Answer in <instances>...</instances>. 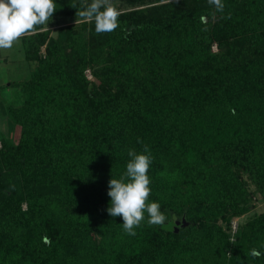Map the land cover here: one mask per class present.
<instances>
[{"label":"trees","instance_id":"obj_1","mask_svg":"<svg viewBox=\"0 0 264 264\" xmlns=\"http://www.w3.org/2000/svg\"><path fill=\"white\" fill-rule=\"evenodd\" d=\"M222 2L125 0L97 34L76 24L91 0H56L21 38L30 74L0 85L20 128L0 135V264H264V0ZM145 146L168 219L129 235L109 182Z\"/></svg>","mask_w":264,"mask_h":264},{"label":"clouds","instance_id":"obj_2","mask_svg":"<svg viewBox=\"0 0 264 264\" xmlns=\"http://www.w3.org/2000/svg\"><path fill=\"white\" fill-rule=\"evenodd\" d=\"M208 3L217 12L223 13L225 5L222 0H208ZM55 11L56 0H0V50L10 49L20 38L34 34L37 26L48 25ZM76 15V24L81 20L94 21L95 31L100 34L112 32L119 26L121 12L111 0H91ZM201 20L205 18L201 17ZM204 30L207 31V28ZM148 152L147 146L141 154L130 149L128 155L131 159L126 165V172L119 179L112 178L109 182L111 201L107 212L112 217H122L123 229L129 235L136 234L135 228L144 220L145 211L149 216V225L163 226L168 219L158 202L148 203L151 194L148 176L151 157L146 154ZM249 254L258 257L262 253L252 249Z\"/></svg>","mask_w":264,"mask_h":264},{"label":"rangeland","instance_id":"obj_3","mask_svg":"<svg viewBox=\"0 0 264 264\" xmlns=\"http://www.w3.org/2000/svg\"><path fill=\"white\" fill-rule=\"evenodd\" d=\"M111 3L120 9H125L129 7L126 5L125 0H111ZM63 20L69 21L71 20V17L63 16ZM53 27V30L56 31L57 26L54 24V20L51 21ZM0 57H8L9 65H7V75L9 80L17 79V78H24L27 75L30 74L29 72V63L25 60L24 57V51H23V45L20 41L14 43V45L10 49H3L0 50ZM10 63H12L10 65ZM1 78H0V85H1ZM8 91H5V93H8L11 95L13 93L11 88L7 89ZM4 93V92H3ZM1 101V99H0ZM4 134L9 138H12L15 141H18L19 134H20V128L18 126H15L9 118L5 115V107L4 103L0 102V135ZM254 206L252 208V212H263L264 211V201H254Z\"/></svg>","mask_w":264,"mask_h":264},{"label":"crops","instance_id":"obj_4","mask_svg":"<svg viewBox=\"0 0 264 264\" xmlns=\"http://www.w3.org/2000/svg\"><path fill=\"white\" fill-rule=\"evenodd\" d=\"M20 41H21V38H20ZM21 43H22V41H21ZM8 59H9L8 57H0V78L2 80L1 85H5L9 81H11V80H9L8 75H7V72H8L7 65H9V62H10V61H8ZM11 64L12 63H10V65ZM6 91H8V90H6Z\"/></svg>","mask_w":264,"mask_h":264},{"label":"built area","instance_id":"obj_5","mask_svg":"<svg viewBox=\"0 0 264 264\" xmlns=\"http://www.w3.org/2000/svg\"><path fill=\"white\" fill-rule=\"evenodd\" d=\"M214 49L217 50V47L215 46ZM86 74L89 79H93V75L89 69L86 70ZM237 228H238V219H235L232 223L233 232H236Z\"/></svg>","mask_w":264,"mask_h":264},{"label":"water","instance_id":"obj_6","mask_svg":"<svg viewBox=\"0 0 264 264\" xmlns=\"http://www.w3.org/2000/svg\"><path fill=\"white\" fill-rule=\"evenodd\" d=\"M176 224L177 225H180V224H182V225H187V222H186V219L185 218H183V221L181 222V221H176Z\"/></svg>","mask_w":264,"mask_h":264}]
</instances>
